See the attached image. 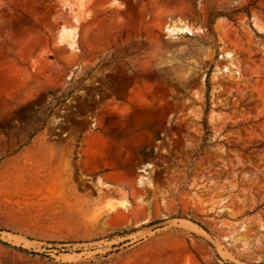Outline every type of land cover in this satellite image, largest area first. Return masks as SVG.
<instances>
[{
    "label": "rangeland",
    "instance_id": "374dc122",
    "mask_svg": "<svg viewBox=\"0 0 264 264\" xmlns=\"http://www.w3.org/2000/svg\"><path fill=\"white\" fill-rule=\"evenodd\" d=\"M0 264H264V0H0Z\"/></svg>",
    "mask_w": 264,
    "mask_h": 264
},
{
    "label": "trees",
    "instance_id": "16d2710c",
    "mask_svg": "<svg viewBox=\"0 0 264 264\" xmlns=\"http://www.w3.org/2000/svg\"><path fill=\"white\" fill-rule=\"evenodd\" d=\"M245 10V12L246 13H249V8H246V9H244ZM217 14H223V13H220V12H218ZM217 14H215V15H217ZM208 78V77H207ZM208 80H207V86H208ZM19 249H21V250H23V251H26V252H29V251H27V249H24V248H21V247H18ZM31 252V251H30Z\"/></svg>",
    "mask_w": 264,
    "mask_h": 264
},
{
    "label": "bare ground",
    "instance_id": "6f19581e",
    "mask_svg": "<svg viewBox=\"0 0 264 264\" xmlns=\"http://www.w3.org/2000/svg\"><path fill=\"white\" fill-rule=\"evenodd\" d=\"M178 29H181V28H178ZM178 29L176 28L177 31H178ZM185 29L187 30V28H185ZM189 30H190V29H189ZM189 30H188V31H189ZM181 31H182V29H181Z\"/></svg>",
    "mask_w": 264,
    "mask_h": 264
}]
</instances>
